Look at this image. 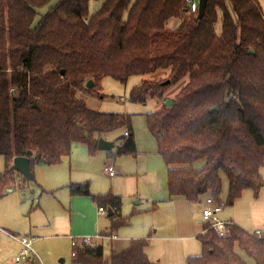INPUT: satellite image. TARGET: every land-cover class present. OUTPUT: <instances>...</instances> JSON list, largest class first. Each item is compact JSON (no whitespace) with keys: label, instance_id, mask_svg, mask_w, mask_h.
Returning <instances> with one entry per match:
<instances>
[{"label":"trees","instance_id":"16d2710c","mask_svg":"<svg viewBox=\"0 0 264 264\" xmlns=\"http://www.w3.org/2000/svg\"><path fill=\"white\" fill-rule=\"evenodd\" d=\"M53 1L0 0V197L27 183L11 170L16 157L30 158L31 170L40 163L37 154L44 164L58 165L74 144L94 155L99 138L119 129L128 135L119 138L114 155L136 157L131 115L92 110L81 94H95L106 77L126 83L161 70L169 71L166 79L142 82L128 100L163 101L146 114V125L166 166L169 199H221L222 175L226 206L244 190L258 197L264 186V0H208L201 19L185 0H102L94 12L91 0H56L39 13ZM171 20L179 21L174 30ZM184 78L166 106L165 93ZM68 188L111 210L107 235L128 223L116 214L120 196L93 195L88 183ZM229 229L223 238L212 229L201 233V252L186 264H264V237L234 223ZM147 245L135 239L105 257L101 245L80 241L72 246V264H152Z\"/></svg>","mask_w":264,"mask_h":264},{"label":"rangeland","instance_id":"374dc122","mask_svg":"<svg viewBox=\"0 0 264 264\" xmlns=\"http://www.w3.org/2000/svg\"><path fill=\"white\" fill-rule=\"evenodd\" d=\"M55 1L39 8V13H45ZM101 2L102 0H91L89 2L90 12H94ZM259 2L263 5V0H259ZM172 22L174 21L171 20L168 25L170 29H172ZM168 72V70H161L154 74L132 76L126 83L106 77L103 78L101 87L95 88V94H81L87 106L92 110L131 115L137 156L118 157L114 155L117 147L121 144L119 138L124 135L125 130L119 129L101 137L114 144V147L109 150L111 154L107 150H97L94 155H91L86 146L74 144L69 157H65L61 164L52 166L37 163L33 171L34 180L28 183L29 189L22 192L18 187L11 188L14 189L13 191L5 189L0 197V264H13L15 256H18L22 250V245L16 241L17 239L12 238L14 235L18 239L29 235L28 237L33 240L34 237L43 236L33 242V249L36 253L32 260L35 261L33 264H72V246L69 239L96 237L91 234H72L69 239L63 236L68 234L70 210L73 209L69 208L70 197L67 189L62 186L53 195L46 192L41 197L38 193L39 179L44 175L49 177L52 174H57L54 185L69 183V174H71V181H76V178L89 181L91 192L94 194L111 192L121 195L124 200L121 212L122 215H128L126 217L128 220L130 219L129 224L131 225L137 221L153 222L155 224L153 235H156L155 237L160 240L150 242L147 251H145L151 262L153 261L152 264H186L189 255L200 253L201 245L197 237L202 233V226L197 221L201 219L203 206L199 203L192 204L184 201L187 206L184 209L176 208L173 212L169 211L170 203H168L167 205L162 204L158 210H155L156 212H150L154 210L152 209L153 203L158 205L159 200L168 196L166 166L158 154L156 140L146 125V114L158 110L163 101L153 97H149L145 104L131 103L128 100L133 87L146 80L166 79ZM186 81L187 78H184L171 86L165 93V101L172 100ZM92 84L93 87L94 82ZM108 165H113L116 173L115 178H110L107 175L105 168ZM4 171L5 160L0 155V173ZM261 175L264 180V166L261 169ZM50 182L49 180L48 184ZM222 185L221 200L225 201L228 180L224 175H222ZM95 189L97 192L92 191ZM135 190L136 193L133 196ZM22 194L28 195L30 198L26 196L24 198ZM242 194V198L240 197L241 199L239 198L240 200L235 205L225 206L223 212L219 214L220 219L224 221L236 219L245 223L250 230L254 229V223H257L259 227L264 226V186L258 197H255L250 189ZM249 196L257 198L258 201L250 199ZM150 197L153 200H150ZM85 198L91 202L88 197ZM38 202H40V207L31 209L32 204L36 206ZM76 203H78L77 208L80 213L84 210V206L80 201ZM245 213L250 215L251 221L243 217ZM78 217L80 218V216ZM78 217H75V221ZM100 219L102 222L107 221L105 216H101ZM48 224L51 226L49 227ZM29 226L31 231L26 233ZM107 228V225L101 224V229L106 231ZM107 242V239L105 242H101L104 243L105 257H108L111 251L109 242Z\"/></svg>","mask_w":264,"mask_h":264},{"label":"crops","instance_id":"0c3cea01","mask_svg":"<svg viewBox=\"0 0 264 264\" xmlns=\"http://www.w3.org/2000/svg\"><path fill=\"white\" fill-rule=\"evenodd\" d=\"M173 21L174 22H172L173 24H172L171 28L172 29H175L178 26L179 21L178 20H173ZM40 163H43V162H40ZM35 166L36 165L33 166L32 172L34 171ZM52 166H55V165H52ZM108 167H113V165H108L106 168H108ZM114 173H115V171H114ZM115 176H116V173L114 174V176H109V177L110 178H115ZM56 177H57V174H52V176H49V177L46 176V175L42 176V178L39 179V183L37 185L39 187V192L38 193H40L39 197H41L42 194H44L46 192H49V194H52L53 195V193L55 191L59 190L62 186H64L67 189L68 195L70 197V200H69V208L71 207L73 209H72V211L70 210V222H69L68 234L66 233L65 235H63L66 238L69 239V236L72 235V234H91V236H96V237L92 238V241L95 243V245H101L103 247V251L104 252H105L104 243L102 244L101 242L102 241L105 242L106 239H107L108 242H109V245H110V250H111L110 251V254L113 253V252H119V251L125 250L129 246L130 242L132 240H135V239H146L148 241L147 247L149 246L150 242H152V241H159L160 240V239H158V238L155 237L156 235H153V232H155V231H153V226H155V224L153 222H151V221H149V223H148V220H146V221H139V222L137 221V222H135V224H132L131 225V224H129L130 223V219H129L128 220V223L126 225H124L121 228H119L116 232L112 233L110 236L107 235L108 232H109V227H110L111 222H112L111 219H110V217L113 215V213L111 212L112 215L111 216H108L107 215L108 214V209H106L107 210L106 214L100 213L99 212V206L89 196H83V195H80V196H77V195L76 196H72L70 194V191H69V188H68L70 184L88 183V185H89V192L91 194H93V195H96V194H94V193L91 192V187H90L91 184L89 183V181H82L79 178H76L75 179L76 181H71V174H69V183L64 184V185H62V183L60 185H54V182L56 180ZM22 178L23 177L20 174L16 173V179H17L18 182H21V179ZM58 179L60 181V178H58ZM49 180L51 181L50 184H48ZM26 182L27 183L25 184L24 188H21L20 189V192L25 191L26 189H29L28 183H30V182H28V181H26ZM7 190L13 191L14 189L9 188ZM92 191L93 192H97L96 189L95 190H92ZM245 191L246 190H244L243 193ZM135 193H136V190L134 191V195L133 196H135ZM114 195H117V194L114 193ZM25 196L26 195L24 194L23 197L25 198ZM117 196H120L121 197L122 204H121L120 210L119 211H116V214L117 215L119 214L122 217H126L128 215H122V212H121L122 211V207H123L124 200H123V198H122L121 195H117ZM129 196H130V193H129ZM26 197L27 198H30V196H28V195ZM85 197H88L91 202H89V200L87 198H85ZM249 197H250V199H254V200L258 201L257 198H252L251 196H249ZM205 198L206 197H203L201 199V201L199 202V204L201 206H203L202 213H203V209L205 207L204 206V201H205L204 199ZM241 198H242V196H241ZM240 199H238V200H240ZM150 200H153V199H151V197H150ZM77 201H80L81 205L84 206V210L81 211L80 213H79V209L77 208V205H78V203H76ZM159 201H160V203L157 205L156 208H154V210L150 211L151 213H154L153 211L158 210L162 204L167 205L168 203H170V206L168 207V210L169 211L172 210V212L174 210H176V208L184 209L185 207H187L186 204H185L186 201L184 199H182V198L169 199V195L166 196V197H164L163 200H159ZM153 204H156V203H153ZM233 205H235V204H233ZM35 207H36V209L39 208L40 207V202H38L36 206L34 204H32L31 209H33ZM31 209L29 210V213L31 212ZM134 210H136V209L134 208ZM78 216H80V218ZM101 216H105L107 218V221H103L102 222L101 219H100ZM249 216L250 215H247V213H245V216H243V217H245L246 220L251 221V218ZM75 217H78L79 219L77 218V221H75ZM229 221H231L235 225H238V226L244 228L245 230H247L249 232H253L254 230L263 229L264 228V226L259 227L257 225V223L256 224L254 223V227H253L254 229L253 230L252 229L250 230L249 227H247L245 225V223H242L241 221H238L236 219L234 221L233 220H229ZM197 223L202 226V230H203L202 216H201V219H199L197 221ZM75 224H76V228H75ZM101 224L102 225H105V226L106 225L108 226V228H107L106 231L104 229H101ZM50 226L51 225H49V227ZM30 231H31V228L29 226V229H28V231H26V233L27 232L29 233ZM28 236L29 235H25L23 237H28ZM42 237L41 236L34 237L35 239L33 240V242H36L39 238H42ZM12 238L15 239V240L17 239L16 241H18L20 243V239L16 238V235H14V237L12 236ZM69 242H71V239H69ZM147 247H146L145 251H147ZM191 255L194 256V254H191ZM191 255H189V256H191ZM147 257H148V254H147ZM33 259H34V256L31 259V262L29 264L35 263V261L34 262L32 261ZM71 261H72V259H71ZM150 261H151V259H150ZM154 264H156V263H154Z\"/></svg>","mask_w":264,"mask_h":264},{"label":"built area","instance_id":"2783aa9c","mask_svg":"<svg viewBox=\"0 0 264 264\" xmlns=\"http://www.w3.org/2000/svg\"><path fill=\"white\" fill-rule=\"evenodd\" d=\"M187 3V10L192 14L198 13V0H185ZM127 136L128 133L124 132ZM106 171L109 176H114L113 167L106 168ZM204 209L202 213V224L207 225L206 228H203L202 233L206 230L212 229L218 237H226L229 235L230 229L229 226H232L233 223L231 221H224L220 219L219 214L223 212L225 208V201L221 199H214L212 197H206L204 201ZM99 212L102 214H106L107 210L105 208H99ZM253 235L262 238L264 237V228L254 230ZM78 241H84L85 243H90L92 238H72L71 246L75 247ZM20 244L22 245V250L18 256L15 257L13 264H29L33 256H35V252L33 249V238L22 237L20 239ZM74 256V253H71Z\"/></svg>","mask_w":264,"mask_h":264},{"label":"water","instance_id":"95a60500","mask_svg":"<svg viewBox=\"0 0 264 264\" xmlns=\"http://www.w3.org/2000/svg\"><path fill=\"white\" fill-rule=\"evenodd\" d=\"M207 1L208 0H198V19L203 18L205 11H206V6H207ZM250 53H252V51H249ZM169 81H167L168 83ZM92 80H89L87 82V87L91 88L92 87ZM173 104V101L171 99H167L165 101V105L166 106H171ZM36 107V105H34ZM114 147V144L112 142H109L103 138H99L98 143H97V150L101 151V150H111ZM34 159L36 160H40V162H44L43 159L40 158V155H36L34 156ZM11 170L20 174L23 179H25L26 181L30 182L34 180V174L31 170V166H30V158L26 157V156H22V157H16L13 159V163L11 166ZM11 191V190H10ZM138 203V202H137ZM108 216H111V210L108 209Z\"/></svg>","mask_w":264,"mask_h":264}]
</instances>
